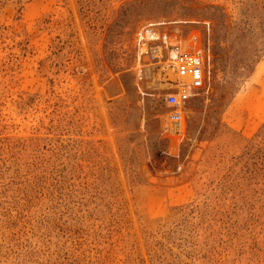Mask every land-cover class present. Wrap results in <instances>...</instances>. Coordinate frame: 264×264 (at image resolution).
<instances>
[{
    "label": "rangeland",
    "instance_id": "374dc122",
    "mask_svg": "<svg viewBox=\"0 0 264 264\" xmlns=\"http://www.w3.org/2000/svg\"><path fill=\"white\" fill-rule=\"evenodd\" d=\"M0 264H264V0H0Z\"/></svg>",
    "mask_w": 264,
    "mask_h": 264
},
{
    "label": "built area",
    "instance_id": "2783aa9c",
    "mask_svg": "<svg viewBox=\"0 0 264 264\" xmlns=\"http://www.w3.org/2000/svg\"><path fill=\"white\" fill-rule=\"evenodd\" d=\"M136 40L141 55L160 62L166 57L170 62L175 75V88L168 93L166 104L173 109L169 120L177 130L183 120L184 106L192 92L205 88L210 73V57L198 49L182 48L176 35L170 37L163 34L161 37L151 29L139 31Z\"/></svg>",
    "mask_w": 264,
    "mask_h": 264
}]
</instances>
